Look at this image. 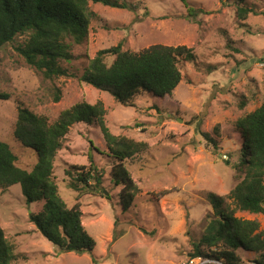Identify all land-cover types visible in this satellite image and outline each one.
Listing matches in <instances>:
<instances>
[{
  "label": "rangeland",
  "instance_id": "rangeland-1",
  "mask_svg": "<svg viewBox=\"0 0 264 264\" xmlns=\"http://www.w3.org/2000/svg\"><path fill=\"white\" fill-rule=\"evenodd\" d=\"M128 2L135 10L90 4L97 17L88 39L73 47L72 61L64 64L66 77L43 80L26 64L16 50L26 36L0 48V92L10 95L0 101V140L13 149L21 168L31 171L38 160L14 136L20 104L53 122L78 103L102 101L113 134L149 145L125 162L140 193L124 212L122 188L111 181L114 157L100 131L85 124L71 128L54 174L67 206L81 205L83 225L96 243L92 254L61 253L30 220L43 203L27 204L19 185L0 191V226L22 255L16 264H183L214 215L207 194L227 198L245 177L239 168L244 142L235 123L264 102V0L247 2L258 14L245 21L237 17L235 0ZM189 8L200 23L187 17ZM120 43L130 52L186 46L196 61L181 62L182 81L171 96L155 100L143 94L126 107L79 79L99 51ZM114 59L106 56L109 65ZM55 87L62 90L58 103L52 98ZM90 158L104 175L102 186L91 182L75 192L66 170L88 169ZM236 217L256 220L264 233V214L237 212ZM243 258L257 260L253 253Z\"/></svg>",
  "mask_w": 264,
  "mask_h": 264
},
{
  "label": "trees",
  "instance_id": "trees-1",
  "mask_svg": "<svg viewBox=\"0 0 264 264\" xmlns=\"http://www.w3.org/2000/svg\"><path fill=\"white\" fill-rule=\"evenodd\" d=\"M248 1L235 0L240 21L247 20L250 14H258L248 6ZM91 3L123 10L136 8L128 0H0V48L26 36L16 47L26 64L43 80L66 77L69 72L64 64L72 61L73 47L88 39L90 24L97 17ZM197 16V12L189 8L187 17L197 23ZM108 55L115 57L111 65L106 62ZM195 61L194 50L186 46L155 45L130 52L124 51L120 43L99 51L79 79L110 94L122 106L130 107L135 106L136 99L143 94L155 100L171 96L182 81L181 62ZM9 98L8 93L0 92V101ZM52 98L55 103L62 100L61 88L53 89ZM106 115L102 101L96 104L81 102L63 110L58 119L51 122L47 116L35 114L20 104L14 136L25 148L36 153L38 162L31 171L21 168L13 149L0 140V191L6 192L19 185L27 204L42 202V210L31 214L30 220L64 254H92L96 247L83 225L80 203L71 208L67 206L54 174L56 158L73 126L85 124L100 131L108 153L114 157L111 181L122 188L119 201L124 212L130 210L140 193L125 162L147 152L149 145L113 134ZM235 128L244 142L239 168L245 177L227 198L207 194L214 215L207 220L199 242H194L190 257L242 264L243 254L253 253L256 261L264 264V233L259 231V223L236 217L237 212L264 214V102L239 119ZM66 175L75 192L81 191L80 187H90L91 182L99 188L104 178L91 158L90 168L71 166ZM20 258L22 255L16 252L15 244L6 238L0 226V264H16Z\"/></svg>",
  "mask_w": 264,
  "mask_h": 264
},
{
  "label": "built area",
  "instance_id": "built-area-1",
  "mask_svg": "<svg viewBox=\"0 0 264 264\" xmlns=\"http://www.w3.org/2000/svg\"><path fill=\"white\" fill-rule=\"evenodd\" d=\"M183 264H224L221 262L212 261L202 257H188ZM242 264H263L256 260H244Z\"/></svg>",
  "mask_w": 264,
  "mask_h": 264
}]
</instances>
